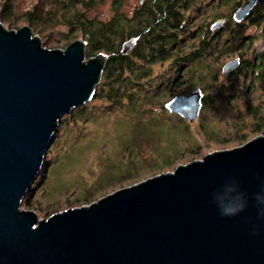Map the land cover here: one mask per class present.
Listing matches in <instances>:
<instances>
[{
  "label": "water",
  "instance_id": "water-1",
  "mask_svg": "<svg viewBox=\"0 0 264 264\" xmlns=\"http://www.w3.org/2000/svg\"><path fill=\"white\" fill-rule=\"evenodd\" d=\"M39 40L28 25L0 21V264H264V129L45 219L22 209L59 117L92 97L106 61L103 52L85 59L80 39L65 49ZM201 97L196 88L165 107L192 121Z\"/></svg>",
  "mask_w": 264,
  "mask_h": 264
},
{
  "label": "rangeland",
  "instance_id": "rangeland-1",
  "mask_svg": "<svg viewBox=\"0 0 264 264\" xmlns=\"http://www.w3.org/2000/svg\"><path fill=\"white\" fill-rule=\"evenodd\" d=\"M139 1L118 0L116 4L123 41L129 40ZM179 1V28L157 29V33L174 36L163 48L167 51L164 58L149 54L148 45V58L131 55L132 69L126 66L122 70L131 86L128 92L119 86L117 96L111 97L102 71L92 97L59 117L42 165L21 197L22 209L35 210L38 218L45 219L133 182L172 171L177 164L236 148L261 133L264 0L258 5L260 22H252L247 15L241 21L233 20L234 6L243 0ZM4 2L11 11L3 25L8 29L28 25L42 47L64 49L80 39L85 59L108 54L90 52L80 19L108 23L114 14L113 0H81V4L73 0L71 4L65 0H0V7ZM64 15H74L77 20L68 23ZM220 19L223 24L212 32L211 24ZM238 24L243 28L241 35L232 39ZM234 58L240 60L238 65L227 75L221 73L223 65ZM196 88L202 97L192 121L165 107L170 99ZM118 95L121 101H117Z\"/></svg>",
  "mask_w": 264,
  "mask_h": 264
},
{
  "label": "trees",
  "instance_id": "trees-1",
  "mask_svg": "<svg viewBox=\"0 0 264 264\" xmlns=\"http://www.w3.org/2000/svg\"><path fill=\"white\" fill-rule=\"evenodd\" d=\"M68 4L72 3V0H65ZM77 3L81 4V0H73ZM114 3V14L112 16V20H110L108 23H98V22H93L89 18L80 19L81 22V27L84 28L85 31V36L87 38V43L91 46V53H96L98 51L103 50L104 52H107L106 54V61L104 63V68L102 71L104 72L103 76V82L109 87V95L112 96H117V88L119 86H122L125 91H129L128 89L131 88L129 84V79H126L122 77V70L126 68H129L130 70L131 65L133 64L132 60H128L129 56H134L138 59H144L148 58V45H151V48L149 49V54L155 55V56H162V58L165 57V53L167 52L165 49V44L173 41V37L170 33L167 36H162V33H157V29H163V28H168L169 30H175L178 29L180 26V23H178V10L173 9L170 7L168 9V12L164 15H156L154 12V18L152 20V40L148 42V5L145 4H140V11H137L135 13V16L133 18V22L131 26V32L129 33L130 36H135L138 35L136 40V43L126 52H122V47L125 41H123L124 37L122 34L123 30L121 28L122 18L119 16V14L116 12V4H118V0H113ZM261 0H258V4L254 6V8L250 11L251 13L248 14L247 17H249L252 22H260L259 16L262 17V15H259V10ZM3 8L2 6L0 7V21L3 23L5 21V16L9 14L11 11L10 5H7L4 3ZM264 6V5H263ZM37 7V5L34 7V9ZM259 9V10H258ZM33 12L35 10L31 11L29 13L30 16V21H32L33 18ZM258 13V16H254V14ZM264 13V11H263ZM53 14V13H49ZM54 15V14H53ZM64 20H68V23H73L74 20H77V18L72 15L70 18H67L64 15ZM100 25V26H99ZM96 26V28H95ZM7 28V27H6ZM20 28V27H19ZM31 30L32 28L29 27ZM8 29V28H7ZM18 29V28H16ZM236 31L232 32V39L237 38V36L241 35L242 32V26L237 25L236 26ZM219 30V29H218ZM33 33V30H32ZM140 35V36H139ZM215 35V34H214ZM117 36V37H115ZM129 37V36H128ZM115 38H117V41L115 42ZM243 37L240 38V40ZM121 40V45L120 41ZM119 41V42H118ZM143 47V48H142ZM146 48V52H144L142 49ZM65 49V48H64ZM168 54V53H167ZM92 57V56H90ZM86 58L87 60L90 58ZM261 61L263 62L264 60V53L260 55ZM240 61V60H239ZM124 68V69H123ZM101 76V74H100ZM112 77V79H111ZM97 84V83H96ZM94 86V89L96 88V85ZM129 86V87H128ZM128 87V89H127ZM130 96V95H128ZM121 95H118L117 101L119 100ZM129 99V97H128ZM264 129V126L261 128V132Z\"/></svg>",
  "mask_w": 264,
  "mask_h": 264
},
{
  "label": "flooded vegetation",
  "instance_id": "flooded-vegetation-1",
  "mask_svg": "<svg viewBox=\"0 0 264 264\" xmlns=\"http://www.w3.org/2000/svg\"><path fill=\"white\" fill-rule=\"evenodd\" d=\"M140 2V4H145V5H148V42H150L151 40H152V36H153V34H152V27H153V25L151 24L152 23V20H153V18H154V12H155V14L156 15H164V14H166L167 12H168V9L170 8V7H172L173 9H175L176 8V10L178 9V6H180V1L179 0H140L139 1ZM246 2V0H243L242 2H238L237 4H236V6H234V9H233V11H232V16H233V13H234V10H236L237 8H239V6H242L244 3ZM256 4H258V1H256V3L254 4V6L256 5ZM254 6H252L253 8H254ZM252 8V9H253ZM251 9V10H252ZM250 10V11H251ZM249 11V13H251ZM153 13V14H152ZM248 13V14H249ZM248 14H247V16H248ZM220 20H222V19H220ZM219 28H216V29H211V27H210V30L212 31V32H214V31H216V30H218ZM168 35V34H167ZM167 35H162V36H167ZM138 35H135V36H129L128 38H129V40L130 39H134V42H133V44L132 45H134L135 43H136V40H138L137 37ZM140 36V35H139ZM128 40V39H127ZM126 40V41H127ZM125 41V42H126ZM132 47V46H131Z\"/></svg>",
  "mask_w": 264,
  "mask_h": 264
}]
</instances>
